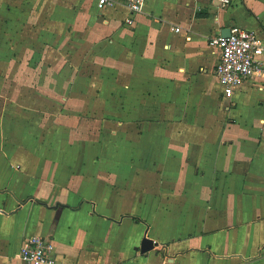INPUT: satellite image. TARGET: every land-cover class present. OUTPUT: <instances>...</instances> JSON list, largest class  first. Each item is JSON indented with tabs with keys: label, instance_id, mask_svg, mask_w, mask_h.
Masks as SVG:
<instances>
[{
	"label": "crops",
	"instance_id": "0c3cea01",
	"mask_svg": "<svg viewBox=\"0 0 264 264\" xmlns=\"http://www.w3.org/2000/svg\"><path fill=\"white\" fill-rule=\"evenodd\" d=\"M113 1L0 0L1 27L42 23L51 45L107 64L110 102L90 110L126 113L50 158L0 151V264H26L35 234L53 240L56 264H264V72L226 95L210 44L235 25L264 40V0H146L132 24ZM144 237L156 242L146 253Z\"/></svg>",
	"mask_w": 264,
	"mask_h": 264
},
{
	"label": "rangeland",
	"instance_id": "374dc122",
	"mask_svg": "<svg viewBox=\"0 0 264 264\" xmlns=\"http://www.w3.org/2000/svg\"><path fill=\"white\" fill-rule=\"evenodd\" d=\"M2 20L0 151L9 154L17 148L31 146L41 154L46 152L47 158H50L49 153H53L56 147L60 148L62 140L67 139L76 148V135L83 138L108 135V121L114 115L124 119V112L91 111L97 102H110L108 89L113 83L111 81L115 80L111 79L109 66L106 67L107 64L103 61L85 59L84 64L82 60H78L81 56L86 57L85 53L89 49L80 50L78 55V49L67 45L68 36H62L61 33L58 43H67L65 47L51 45V27H40L42 23H38L39 26L36 27H10L5 18L6 27H1ZM12 20L13 17L10 16L9 22L12 23ZM52 28L54 31L55 27ZM63 37L65 40H61ZM94 63L98 68H93ZM95 70L100 73V78L93 76L92 72ZM214 83L215 87H220L217 80ZM103 91L108 96L103 97ZM117 96L118 99L112 103H123L124 95ZM77 123L83 125L78 131ZM196 131L189 132L190 139H198L200 135ZM202 133L208 135V130L200 134ZM88 151H92V148L88 147ZM71 152L76 154L74 150L69 151Z\"/></svg>",
	"mask_w": 264,
	"mask_h": 264
},
{
	"label": "built area",
	"instance_id": "2783aa9c",
	"mask_svg": "<svg viewBox=\"0 0 264 264\" xmlns=\"http://www.w3.org/2000/svg\"><path fill=\"white\" fill-rule=\"evenodd\" d=\"M124 1L130 11L127 23L132 24L137 14L142 11L146 0ZM216 1L221 7H227L232 3V0ZM113 4V0H100L101 8ZM230 29L229 36L219 34L210 39V44L221 50L216 73L224 86V93L228 96H231L244 80L264 72L263 38L256 31L238 25ZM176 30H180V27ZM20 257L26 264H56L57 262L53 240L36 234L24 237Z\"/></svg>",
	"mask_w": 264,
	"mask_h": 264
},
{
	"label": "water",
	"instance_id": "95a60500",
	"mask_svg": "<svg viewBox=\"0 0 264 264\" xmlns=\"http://www.w3.org/2000/svg\"><path fill=\"white\" fill-rule=\"evenodd\" d=\"M231 34V29L230 28H225L222 31L223 36H229ZM156 245V242L149 238V237H144L141 243V252L146 253L150 250H152Z\"/></svg>",
	"mask_w": 264,
	"mask_h": 264
}]
</instances>
